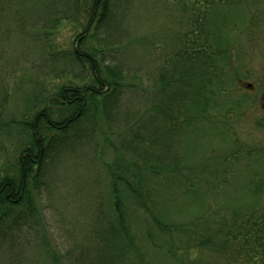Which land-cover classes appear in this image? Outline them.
<instances>
[{
  "label": "rangeland",
  "instance_id": "obj_1",
  "mask_svg": "<svg viewBox=\"0 0 264 264\" xmlns=\"http://www.w3.org/2000/svg\"><path fill=\"white\" fill-rule=\"evenodd\" d=\"M202 1L111 0V21L99 32L109 43L107 57L125 73L120 113H131L135 123L151 116L150 97L164 95L159 77L193 19L207 22L227 57L217 61L220 82L203 94L204 115L194 116L178 138L179 170L153 186L154 211L169 230L160 232L133 211L137 252L125 264H242L241 256L200 249L196 241L223 232L235 213L264 209V0H240L232 8H205ZM81 11L75 15L71 0H0V173L26 140L19 122L35 88L51 93L72 82L73 73L88 71L47 56L74 46L86 21ZM56 14L73 20L53 25ZM61 71L66 75L55 79ZM110 142L115 145L116 132L106 130L49 160L35 202L39 218L0 236V264H54L51 254L59 264H81L92 255L108 196Z\"/></svg>",
  "mask_w": 264,
  "mask_h": 264
},
{
  "label": "trees",
  "instance_id": "obj_2",
  "mask_svg": "<svg viewBox=\"0 0 264 264\" xmlns=\"http://www.w3.org/2000/svg\"><path fill=\"white\" fill-rule=\"evenodd\" d=\"M239 1L202 2L206 3L205 8L212 5L232 8L239 6ZM110 4L111 0H71L75 15L81 8L86 16L82 32L75 35L71 49L60 55L47 51V56L60 57L70 68L87 65L88 71L70 73L72 82L80 80L81 85L70 81L51 93L35 88L31 98L24 102L25 119L19 122L26 140L14 162L0 173L2 236L10 229L13 234V230H21L38 220L35 202L49 160L81 145L83 140H91L97 133L116 132L115 145L110 142L111 163H106L107 202L93 231L97 246L92 255L80 260L81 264H125L131 253L137 252L129 222L133 211L144 215L145 221H150L160 232L169 230L154 211L153 186L162 181L164 173L179 170L175 150L178 138L194 116L204 115L201 102L206 95L203 94L214 81L220 82L223 65H217V61L225 63L227 58L219 36L209 32L207 22L193 19L195 27L183 36L169 70L159 77V89L164 95H154V100L150 97L146 106L151 116L135 123L131 113H120L125 73L107 57L108 40L99 36L111 21ZM190 11L198 13L195 8ZM66 20L73 18L56 14L52 24ZM77 20L75 16L74 21ZM59 73L55 79L66 75L63 71ZM226 226L218 235L199 237L197 248L228 255L231 251L241 256L242 264H264V209L251 210L243 217L235 213ZM49 256L56 261L54 264H59L53 254Z\"/></svg>",
  "mask_w": 264,
  "mask_h": 264
},
{
  "label": "flooded vegetation",
  "instance_id": "obj_3",
  "mask_svg": "<svg viewBox=\"0 0 264 264\" xmlns=\"http://www.w3.org/2000/svg\"><path fill=\"white\" fill-rule=\"evenodd\" d=\"M244 86H245L246 88H248V89H249V88H252V85L250 86V85L247 84V85H244Z\"/></svg>",
  "mask_w": 264,
  "mask_h": 264
},
{
  "label": "water",
  "instance_id": "obj_4",
  "mask_svg": "<svg viewBox=\"0 0 264 264\" xmlns=\"http://www.w3.org/2000/svg\"><path fill=\"white\" fill-rule=\"evenodd\" d=\"M263 8H264V3H263Z\"/></svg>",
  "mask_w": 264,
  "mask_h": 264
}]
</instances>
